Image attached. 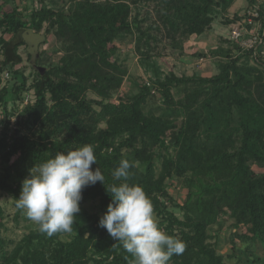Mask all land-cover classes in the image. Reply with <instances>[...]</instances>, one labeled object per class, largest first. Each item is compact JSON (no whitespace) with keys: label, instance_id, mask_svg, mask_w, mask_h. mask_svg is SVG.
Instances as JSON below:
<instances>
[{"label":"trees","instance_id":"obj_1","mask_svg":"<svg viewBox=\"0 0 264 264\" xmlns=\"http://www.w3.org/2000/svg\"><path fill=\"white\" fill-rule=\"evenodd\" d=\"M235 1L67 0L58 10L41 2L30 14L17 6L4 11L0 5V192L18 199L32 167L85 144L93 146L97 159L92 170L101 168L104 176V185L97 182L83 190L71 232L48 236L33 230L11 252L1 234L5 211L0 203V264H130L131 254L99 226L112 202L106 189L122 182L112 175L122 159L133 164L128 182L141 186L150 198L158 225L186 244L170 264H229L210 234L223 215L235 221V229H245L234 235L243 247L231 239L230 259L264 264V255L243 259L236 253L245 257L258 243L264 249V173L253 169H264L263 52L254 55L235 45L239 55L233 57L231 50L218 48L214 54L223 61H217L216 75L171 73L153 85H138V93L126 101H111L128 75L111 60L117 40L135 36L139 49H152L157 38L151 31L160 22L159 28L167 29L183 54L184 42L210 30L217 11L229 10ZM249 1L254 7L255 0ZM162 2L166 6L159 7V22L145 28L134 7ZM258 9L264 26V11ZM44 29L66 41L64 55L58 65L39 72L31 86L36 101L27 103L21 114L34 133L10 135L8 105L28 89L24 74L16 69L23 63L19 49L26 44L19 37ZM5 34L18 40L8 41ZM4 73L12 81L2 86ZM175 90L184 94L179 100ZM89 92L98 99L89 98ZM157 94L162 105L154 114L146 113L148 101ZM174 180L187 189L182 204L168 191ZM89 202H98L96 213L85 208ZM20 213L18 209L16 217Z\"/></svg>","mask_w":264,"mask_h":264},{"label":"rangeland","instance_id":"obj_2","mask_svg":"<svg viewBox=\"0 0 264 264\" xmlns=\"http://www.w3.org/2000/svg\"><path fill=\"white\" fill-rule=\"evenodd\" d=\"M2 1L3 0H0V3ZM41 2L58 10L67 0H50L48 3L46 0H24L17 2L15 6L25 13L30 14L33 10L40 8ZM254 4L255 7L261 8L264 11V0H255ZM165 6V2L160 6L156 4L144 5L141 3L137 4L133 11L135 14L138 13L141 19L145 20L144 27L147 28L159 22V9ZM252 7L249 0H236L229 10H218L213 26L204 36L196 37L193 40L189 38L184 42L183 54H180L181 49L179 48V42L173 44V39L168 36L167 29L163 28L162 25L159 28L160 22L157 25V29L154 28L151 31L157 38V41L152 43V49H148L150 46L146 47L145 45L141 46L139 49L136 44L135 36L117 40L115 42L116 51L111 55V60L126 68L128 70V75L125 77L122 86L112 96L111 101L114 103L126 101L129 97L138 93V85H142L143 83H150L153 85L156 80H164L171 73H175L177 76H191L193 74H199L202 77L213 76L214 73L219 71L217 61H223L222 58H217L214 54L216 49L223 48L224 50H231L230 55L233 57L239 55V51L237 47H235L237 44L231 40L233 30L258 29L257 27L260 26L258 22L259 19L254 20L251 18L250 8ZM251 20L253 21L249 23ZM261 23L263 24V22ZM1 32L2 29L0 28V34ZM19 38L24 40L26 44L19 49V54L23 58V63L17 66L16 69L24 74L28 89L21 94L20 100L8 105V113L10 114V135L14 134L16 131H20L21 134L34 133L35 127H32L30 124H23L24 119L21 112L26 107L27 103L32 104L36 101L35 92L31 86L38 80L39 72H44L50 66L58 65L64 55L63 50L67 45L65 40L58 39L55 36L54 30L50 33H46L45 29L40 33L23 32ZM208 38L210 39L208 40ZM180 39L181 36L176 38L177 41ZM36 45H38L37 48ZM36 50L38 54L37 58ZM200 60L204 62L202 61L203 63L200 64ZM261 60L264 62V52L261 54ZM247 62L251 65L254 64L253 58H250ZM1 77L3 80L2 86L8 85L12 81L11 76L8 78L6 77V73L2 74ZM87 95L91 99H98L92 92H89ZM183 95L184 94L179 90L174 91V96L178 100ZM162 101L160 95H154V98L148 101L145 112L154 114L157 107L162 105ZM2 118V105L0 103V135L2 133ZM102 126L105 127V125ZM253 169L257 173H264V169L260 167L253 166ZM1 171L2 168L0 165V172ZM168 191L170 195L181 204L187 195V189L180 180H174ZM0 203L5 211V219L3 221L1 234L6 241L7 250L11 252L26 234L30 231L38 230V226L23 212L16 217L18 208L16 207L12 195L0 192ZM97 204L98 202H89L85 204V208L91 213H96ZM177 216L181 218L182 214L177 212ZM219 221L218 224L210 229V234L213 236L211 242L219 243L220 253L226 256V261L229 264H238L237 258L230 259L229 257V255L232 256L234 246V243H231V239L233 238L234 242L238 244L239 247H243L242 242L234 235L237 233L241 236L245 232V229L243 227L235 229V221L227 215H223ZM63 240H69V237L65 236ZM236 253L237 256L239 255L238 257L243 259L252 254V256L260 257L264 255V249L262 245L258 243L245 257H243L240 252Z\"/></svg>","mask_w":264,"mask_h":264},{"label":"clouds","instance_id":"obj_3","mask_svg":"<svg viewBox=\"0 0 264 264\" xmlns=\"http://www.w3.org/2000/svg\"><path fill=\"white\" fill-rule=\"evenodd\" d=\"M96 163L90 144L57 152L29 170L19 198L15 199L16 207L41 233L52 236L71 232L75 214L80 212L83 190L97 182L104 185L101 168L95 171L91 168ZM132 167L127 159H122L114 169L113 177L122 182L106 189L112 202L99 226L131 254L130 264H170L174 255L184 253L186 244L158 225L150 198L141 186L128 182Z\"/></svg>","mask_w":264,"mask_h":264},{"label":"built area","instance_id":"obj_4","mask_svg":"<svg viewBox=\"0 0 264 264\" xmlns=\"http://www.w3.org/2000/svg\"><path fill=\"white\" fill-rule=\"evenodd\" d=\"M251 18L259 19V9L257 7L250 8ZM253 20L249 21L251 23ZM258 29L251 30L235 29L232 32L231 40L239 46L243 51H253L254 55L264 52V26L260 20ZM10 75L6 73L8 78Z\"/></svg>","mask_w":264,"mask_h":264},{"label":"crops","instance_id":"obj_5","mask_svg":"<svg viewBox=\"0 0 264 264\" xmlns=\"http://www.w3.org/2000/svg\"><path fill=\"white\" fill-rule=\"evenodd\" d=\"M20 1H24V0H3L1 3H0V5H1V7H2V10H4V11H9L10 9L9 8H12L13 6H15V4H17V2H20ZM50 0H46V2L48 3ZM20 9V8H19ZM31 33V32H30ZM206 34V33H205ZM205 34H203V35H201V36H192L190 39L191 40H193L194 38H198V37H202V36H204ZM0 36H2V32H1V34H0ZM211 37V36H210ZM4 38L6 39V40H8V41H10V40H13V39H17L18 40V38H15V36H13V35H11V34H5L4 35ZM210 38H208V40H209ZM37 46L38 45H36V48H37ZM36 54H37V50H36ZM38 57V54L36 55V58ZM217 58H219V57H217ZM3 60V57L2 56H0V62ZM203 60H200V64H202L203 62H202ZM219 71H217V73H218ZM217 73H214V75H216ZM199 75V74H198ZM200 76V75H199Z\"/></svg>","mask_w":264,"mask_h":264}]
</instances>
